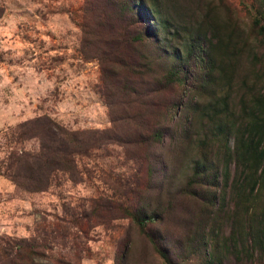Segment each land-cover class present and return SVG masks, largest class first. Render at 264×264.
<instances>
[{"label": "rangeland", "instance_id": "1", "mask_svg": "<svg viewBox=\"0 0 264 264\" xmlns=\"http://www.w3.org/2000/svg\"><path fill=\"white\" fill-rule=\"evenodd\" d=\"M261 24L264 0H0V236L129 202L154 218L143 230L104 210L55 248L81 264H264V161L247 134ZM39 116L95 146L79 179L29 192L4 169L39 151L10 136Z\"/></svg>", "mask_w": 264, "mask_h": 264}, {"label": "trees", "instance_id": "2", "mask_svg": "<svg viewBox=\"0 0 264 264\" xmlns=\"http://www.w3.org/2000/svg\"><path fill=\"white\" fill-rule=\"evenodd\" d=\"M146 12V9L144 8ZM260 34L264 35V25H260ZM249 152L257 161H264V93L254 99L253 113L250 116ZM13 142L19 143L27 137L39 139V151L29 153L23 150L10 153L4 174L17 186L29 191L39 192L48 190L59 177L79 179L82 157L95 146L93 138H84L78 132L71 131L48 116H39L33 120L18 124L11 132ZM252 146V147H251ZM264 164V162H263ZM264 172V165L262 168ZM92 200L89 205L91 213H82V222L76 214L65 217L59 214L41 216V224L30 238L0 236V264H81L78 248L71 246V251L55 248L60 244V237L76 236L70 229L78 227L85 234L89 224L103 218L107 213H117L114 217H129L139 229L143 230L152 216L147 218L139 211L131 210L129 202L118 204L114 210L104 200L103 203ZM100 202V201H99ZM112 203V202H111ZM106 211L104 214L103 211ZM106 220V219H105ZM48 221V222H47Z\"/></svg>", "mask_w": 264, "mask_h": 264}]
</instances>
